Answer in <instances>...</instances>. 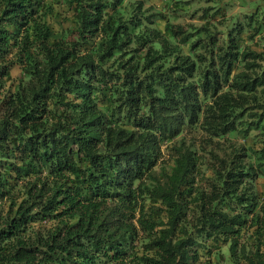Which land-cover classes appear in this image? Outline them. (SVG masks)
Masks as SVG:
<instances>
[{"label": "trees", "instance_id": "trees-1", "mask_svg": "<svg viewBox=\"0 0 264 264\" xmlns=\"http://www.w3.org/2000/svg\"><path fill=\"white\" fill-rule=\"evenodd\" d=\"M124 1L0 0V264H264L258 28Z\"/></svg>", "mask_w": 264, "mask_h": 264}, {"label": "rangeland", "instance_id": "rangeland-1", "mask_svg": "<svg viewBox=\"0 0 264 264\" xmlns=\"http://www.w3.org/2000/svg\"><path fill=\"white\" fill-rule=\"evenodd\" d=\"M136 0H125L124 3H130ZM143 6L147 7L149 11L159 10L164 15H166L170 21L179 22L186 24L191 22L193 24H199L204 22V18L201 17V13L207 16L206 18L210 21L214 20L218 29L224 30L233 22L239 21L244 25V32H251L253 27L258 28L259 33L254 35L252 38L246 39L245 43L247 46L253 48L256 46L264 45V0H174L175 7H173V0H141ZM208 12L220 7V13L210 14L204 13V8L209 7ZM224 22L226 25L224 27ZM159 26H161V21H158ZM221 35V34H220ZM259 130H251L246 138L241 136H236L232 138V142L235 145L244 146L251 145L252 147H257L260 142L257 140L258 137L263 138L264 135L258 133ZM255 141L253 136H255ZM183 137L186 141L193 140L199 142V136L197 133H191L185 131ZM238 146V147H239ZM214 148L218 153L222 150H227L229 147V142L226 139L221 140L219 143H210L206 146L207 148ZM164 157L166 154L164 153ZM207 158V156H206ZM203 161L202 168L204 173L207 175L209 169L207 168V161ZM158 167H156L157 169ZM254 186L257 190L264 188V182L262 179H257L254 181Z\"/></svg>", "mask_w": 264, "mask_h": 264}]
</instances>
